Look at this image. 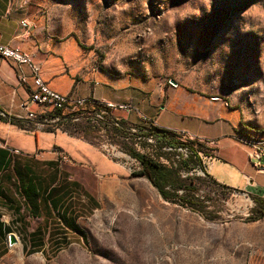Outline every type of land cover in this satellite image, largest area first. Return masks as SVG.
Returning <instances> with one entry per match:
<instances>
[{"label":"rangeland","instance_id":"374dc122","mask_svg":"<svg viewBox=\"0 0 264 264\" xmlns=\"http://www.w3.org/2000/svg\"><path fill=\"white\" fill-rule=\"evenodd\" d=\"M41 1L79 31L98 64L143 80L182 84L238 109L248 123L264 121V0ZM109 140L128 157L113 160L128 169V177L105 193L96 181L80 185L65 220L58 221L43 199L58 176L51 192L67 201L73 191L68 174L32 164L50 182L40 187L38 210L23 199L24 179L12 176L5 187L19 210L0 211V264H264V217L251 197L207 178L182 177L189 165L179 177L193 190L178 194L196 197L205 214L166 202L146 179L132 176L140 170L129 155L132 142ZM142 147L139 154L173 165L158 147ZM72 215L76 235L65 230L72 229Z\"/></svg>","mask_w":264,"mask_h":264},{"label":"crops","instance_id":"0c3cea01","mask_svg":"<svg viewBox=\"0 0 264 264\" xmlns=\"http://www.w3.org/2000/svg\"><path fill=\"white\" fill-rule=\"evenodd\" d=\"M22 22L27 26L22 28ZM0 44L29 55L32 63L39 66L42 80L56 93L130 103L162 131L184 132L207 141L215 155L208 178L233 193L264 200V172H258L247 159L252 140L264 136V121L260 117L248 123L238 109L226 107L222 101L200 92H190L182 84L143 80L98 64L79 31L70 29L63 17L52 14L41 0H0ZM20 72L26 77L24 83L18 81ZM32 89L26 67L18 69L0 60V109L4 114L24 119L27 113L38 112L37 107L28 104ZM118 117L129 125L145 126L137 113ZM13 150H18L20 155H13ZM61 154L68 159L63 166L57 163ZM32 164L54 175L62 170L68 174L67 186L73 190L68 200L54 193L51 196L56 205L52 213L58 221L71 217L74 207L69 204L75 200L74 190L80 189V185L88 186L96 181L105 193L111 190L112 183L127 178L129 172L124 165L107 159L94 143L78 135L29 131L0 122V211L15 212L17 208L5 187L13 175L24 179L23 188L27 192L39 194L43 183H50L44 175L35 174ZM57 181L55 176L44 198ZM72 219L73 224L69 222L72 229L65 230L76 235L80 231L75 228L74 215Z\"/></svg>","mask_w":264,"mask_h":264},{"label":"built area","instance_id":"2783aa9c","mask_svg":"<svg viewBox=\"0 0 264 264\" xmlns=\"http://www.w3.org/2000/svg\"><path fill=\"white\" fill-rule=\"evenodd\" d=\"M22 28L26 22L20 24ZM0 60L7 61L18 69L26 67L33 83L28 104L39 109L36 113H27L24 120L33 123L34 131L68 132L78 136L82 132H75L78 126L81 131L88 130L92 137H97L94 143L101 153L109 160L128 158L115 144L110 142L111 137L130 143V147L138 153H143L149 146L158 147L163 153L171 156L172 164L187 161L191 151L195 154L197 164L192 166L187 175L207 178L215 161L214 151L210 143L203 139L195 138L187 133L166 132L170 143H162L157 137L160 130L154 123L141 116L130 103H113L93 98H79L61 95L52 91L40 76V68L32 63L29 55L0 44ZM26 77L20 72L18 81L24 83ZM137 113L139 120L145 126L137 127L125 123L118 115ZM125 123L123 136H113V130H122ZM13 155H20L18 150L12 151ZM247 159L258 172H264V145L248 149ZM57 163L61 166L68 163L65 155H60Z\"/></svg>","mask_w":264,"mask_h":264},{"label":"trees","instance_id":"16d2710c","mask_svg":"<svg viewBox=\"0 0 264 264\" xmlns=\"http://www.w3.org/2000/svg\"><path fill=\"white\" fill-rule=\"evenodd\" d=\"M0 122L8 123L24 130L30 131L33 129L32 122L24 119H18L15 117L8 116L4 114L1 111V109H0ZM121 124H122V130H113L112 131L113 136H123L125 123H121ZM78 131L82 132V135L80 137H86L90 135L88 130L85 129L84 131H81L80 128L76 126L75 132ZM157 137L160 139V142L162 143L171 142V140L168 138L169 136L165 131H159ZM111 138H121V137H111ZM129 155L131 158L136 160L140 165V170L133 172L132 176L143 177L144 179H146L152 185V187L158 192L162 200L173 204H178L180 207L186 208L194 213H199L201 215L205 214L202 203L199 202L196 197H194L193 195L190 196L188 195V193L184 194L183 196L178 194V191L180 190H184V191L193 190L186 187L184 181L181 180L179 177L180 169L187 170L189 165L195 166L197 164V159L192 151H191V156L187 161H181L179 163H176L175 167L173 165L170 167H165L161 165L158 161H154L145 155L136 153L133 150H129ZM207 179L209 178L207 177ZM219 187L226 189L230 192H233L231 189H228L226 187L223 186H219ZM21 193L24 201L30 207V210L32 209L38 210V208L35 205V200L39 198L38 194L33 191L27 192L23 188L21 190ZM52 195H53L52 192L48 193L46 198L43 199V201L46 202L47 205V207L45 206L46 209L50 208L51 211L52 210L55 211L56 205L51 200ZM251 199L255 204H257L260 207L261 209L260 216L264 217V200L257 197H251ZM18 210H15V212H18Z\"/></svg>","mask_w":264,"mask_h":264},{"label":"bare ground","instance_id":"6f19581e","mask_svg":"<svg viewBox=\"0 0 264 264\" xmlns=\"http://www.w3.org/2000/svg\"><path fill=\"white\" fill-rule=\"evenodd\" d=\"M263 145H264V136H262L256 140H252V142H251L252 149H254L255 146H263Z\"/></svg>","mask_w":264,"mask_h":264},{"label":"water","instance_id":"95a60500","mask_svg":"<svg viewBox=\"0 0 264 264\" xmlns=\"http://www.w3.org/2000/svg\"><path fill=\"white\" fill-rule=\"evenodd\" d=\"M171 84H172V85H175L174 82H171ZM8 240H9V244H10V245H13L14 243H16V240H15L14 236L11 235V234L8 235Z\"/></svg>","mask_w":264,"mask_h":264}]
</instances>
